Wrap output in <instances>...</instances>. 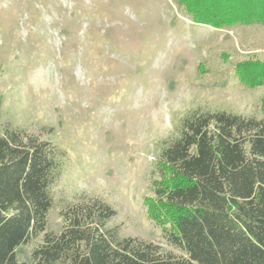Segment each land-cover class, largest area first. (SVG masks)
Listing matches in <instances>:
<instances>
[{
	"label": "rangeland",
	"instance_id": "1",
	"mask_svg": "<svg viewBox=\"0 0 264 264\" xmlns=\"http://www.w3.org/2000/svg\"><path fill=\"white\" fill-rule=\"evenodd\" d=\"M248 60L264 64L263 25H199L178 0H0V135L61 151L46 232L86 195L117 211L123 237L185 255L148 215L153 173L190 111L263 117L264 84L237 72ZM43 237L17 248L18 264Z\"/></svg>",
	"mask_w": 264,
	"mask_h": 264
},
{
	"label": "trees",
	"instance_id": "2",
	"mask_svg": "<svg viewBox=\"0 0 264 264\" xmlns=\"http://www.w3.org/2000/svg\"><path fill=\"white\" fill-rule=\"evenodd\" d=\"M196 24L214 29L264 26V0H178ZM241 82L264 84V64L237 65ZM264 110V98H263ZM51 141L22 130L0 135V264L44 233L33 264H264V115L190 111L154 170L148 215L185 255L123 237L117 211L80 196L62 212L59 234L46 232L52 189L62 169Z\"/></svg>",
	"mask_w": 264,
	"mask_h": 264
}]
</instances>
